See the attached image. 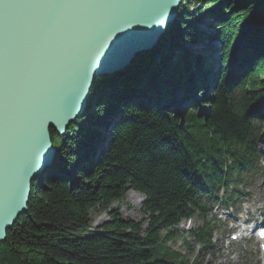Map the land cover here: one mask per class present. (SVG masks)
I'll return each instance as SVG.
<instances>
[{
    "label": "trees",
    "instance_id": "16d2710c",
    "mask_svg": "<svg viewBox=\"0 0 264 264\" xmlns=\"http://www.w3.org/2000/svg\"><path fill=\"white\" fill-rule=\"evenodd\" d=\"M203 13L219 29L215 74L180 44H197L193 24ZM179 16L128 71L95 81L81 120L63 136L51 132L54 165L35 181L28 212L0 244V264H199L169 247L180 224L202 219L192 233L207 250L214 226L206 218L221 190L230 205L242 196L238 186L264 177V0H183ZM208 79L217 80L214 87ZM175 87L201 97L184 98L183 125L158 106L162 93L173 99ZM115 108L109 149L97 153L92 141L105 138L83 125L107 126ZM129 191L144 198L140 221L113 208ZM96 210L109 221L93 230Z\"/></svg>",
    "mask_w": 264,
    "mask_h": 264
},
{
    "label": "water",
    "instance_id": "95a60500",
    "mask_svg": "<svg viewBox=\"0 0 264 264\" xmlns=\"http://www.w3.org/2000/svg\"><path fill=\"white\" fill-rule=\"evenodd\" d=\"M182 4L117 0L50 19L29 0H0V244L28 212L35 181L54 165L51 132L63 136L81 120L95 81L130 69L179 20ZM219 45L212 44L218 54Z\"/></svg>",
    "mask_w": 264,
    "mask_h": 264
},
{
    "label": "rangeland",
    "instance_id": "374dc122",
    "mask_svg": "<svg viewBox=\"0 0 264 264\" xmlns=\"http://www.w3.org/2000/svg\"><path fill=\"white\" fill-rule=\"evenodd\" d=\"M215 7L216 6H213V9L211 8L209 10H214ZM194 11L195 9L191 7L190 12ZM199 18V22L193 24L197 26L200 31V37H198L199 40L197 44L191 45L185 41H182L180 44L181 46L190 49L192 56L194 54H199V56H201L202 58V64H204L205 67L209 69V72L212 71L215 74L221 69L220 54H218L215 49L212 50V48H214L212 44L214 45L216 42L221 44L217 40L219 31L218 25L215 19H213L212 14L207 15L206 13H203ZM193 25L191 24L189 25V27ZM187 29L188 28H185L183 29V31H186ZM207 36H211L212 38L210 37V40H207L205 39L207 38ZM160 39L158 40L157 44L159 43ZM157 44L150 51H152L157 46ZM219 46L221 47L222 45ZM174 54L175 56L181 54V50L179 48L176 49ZM137 57L135 59H137ZM196 77H193L194 80L192 84L200 88L202 86V79ZM216 82V79H208V82H205V85L211 88L212 86L214 87V83ZM175 88L177 90L176 94L174 93L175 96L172 97L173 99L165 97L167 95L165 93H162L160 98L161 100L158 101V106L161 105L160 107L162 109L174 111L175 115L181 116L186 106L188 105V98L194 97L195 99L200 100L201 97L194 96L191 92H188L182 87ZM184 98H187V101ZM117 109L118 108L113 109L114 114L109 115L107 118H105V120H107L109 123L107 126L91 128L86 124L83 125V128H88L90 130L92 129L93 132L97 131L99 135L105 138L104 140H97L96 138H94V141H92L91 144L97 153L102 154L109 149V143L111 141V130L117 122V117H119V114L116 115ZM260 149L264 154V144L260 145ZM96 158L97 157H95V159ZM80 165H77V169L80 167ZM250 180V183L248 182L249 184L246 187L247 189H238L240 192L244 191V194H246V196L242 197L241 201L236 204L237 211L242 213V215L233 216L231 212H229V215H227L220 210H216V208H214L212 212L208 214L206 221L208 222L214 220L213 240L210 248L204 250L202 244L192 233L203 226L202 219L182 222L178 228V236L176 240L169 243V247L173 251L187 256V258L191 262H194L196 260L199 262V264H264V253L259 250V246L254 238L237 242L233 241L232 239V235L237 234L238 231L242 229V227H240V224H242V219L249 218L252 220V222H264V179L261 177H253ZM229 194L230 192L228 193V195ZM143 202L144 198L142 195L134 191H129L126 198L121 203H115L113 205V208L118 209L119 213L124 219L140 221L142 219L141 210ZM91 217V227L93 230L98 229L104 223L109 221L108 215L101 210L93 211L91 213Z\"/></svg>",
    "mask_w": 264,
    "mask_h": 264
},
{
    "label": "snow or ice",
    "instance_id": "6c2138e0",
    "mask_svg": "<svg viewBox=\"0 0 264 264\" xmlns=\"http://www.w3.org/2000/svg\"><path fill=\"white\" fill-rule=\"evenodd\" d=\"M37 8L48 10L50 19H54L65 10L97 12L117 6V0H29Z\"/></svg>",
    "mask_w": 264,
    "mask_h": 264
}]
</instances>
